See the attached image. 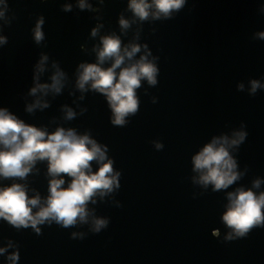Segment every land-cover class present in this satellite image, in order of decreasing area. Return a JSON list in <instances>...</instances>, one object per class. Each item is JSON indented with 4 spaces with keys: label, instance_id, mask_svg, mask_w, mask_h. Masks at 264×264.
Segmentation results:
<instances>
[{
    "label": "water",
    "instance_id": "95a60500",
    "mask_svg": "<svg viewBox=\"0 0 264 264\" xmlns=\"http://www.w3.org/2000/svg\"><path fill=\"white\" fill-rule=\"evenodd\" d=\"M87 3L91 8L81 10L79 0H5L0 108L48 133L74 129L107 146L114 170L121 173L120 188L103 197L98 194L88 209L109 224L93 234L90 224L65 229L46 222L38 234L0 218V248L6 249L0 264H12L9 257L17 252L16 264H264V228L225 241L230 229L222 220L228 192L240 187L257 195L264 192V87L250 94L251 80L264 85V40L255 36L264 32V0H186L172 18L150 15L144 21L128 7L130 0ZM65 4H71L72 11H63ZM121 16L130 22L126 30ZM40 17L44 40L37 44L33 29ZM94 28L98 32L93 37ZM111 35L120 37L122 47L142 46L131 62L150 52L149 60L155 58L159 69L155 86L141 81L138 112L126 117L123 127L111 123L104 94L90 83L88 91L77 87L79 65L97 63L101 38ZM42 55L49 59L39 82L52 83L55 62L66 74L60 94L30 95ZM37 98L49 106L27 112ZM65 106L76 113L74 119H65ZM242 125L248 133L245 142L229 149L240 179L220 191L194 183L199 173L193 171L192 157L214 137L231 138ZM153 141L163 148L156 150ZM99 167L92 162L93 172ZM62 177L66 188L72 177ZM51 179L48 161L38 160L23 180L0 177V187L24 184L29 198L39 194L44 203ZM256 180L261 181L259 188L253 187ZM38 210L33 208L34 213ZM216 230L218 237L213 235Z\"/></svg>",
    "mask_w": 264,
    "mask_h": 264
},
{
    "label": "clouds",
    "instance_id": "9594fccd",
    "mask_svg": "<svg viewBox=\"0 0 264 264\" xmlns=\"http://www.w3.org/2000/svg\"><path fill=\"white\" fill-rule=\"evenodd\" d=\"M186 4V0H130L129 8L141 21L147 20L151 15L154 19L172 18L174 12H179ZM0 19L6 16L5 0H0ZM78 7L90 9L87 0H79ZM154 9V11H153ZM63 11H72L71 4H65ZM264 12V6L260 9ZM121 28L126 30L130 22L121 16ZM44 18L40 17L36 23L34 39L37 44L44 40L42 25ZM98 28L92 30V36H96ZM264 40V32L255 34ZM102 47L97 49V63H82L78 69L77 87L81 91L91 89L104 94L112 111L111 123L114 126H125L126 117L135 115L139 109V99L136 90L141 87V81L147 80L150 86H155L159 69L153 60H149L150 52L142 55L139 60L133 61L137 53L141 52V45L132 43L127 46L121 44L119 36H104ZM7 37L0 36V44H6ZM146 49L147 45H143ZM49 57L42 55L36 65V84L31 88L30 95L38 93L47 95L49 91L60 94L64 87L66 74L58 64L53 63L55 68L51 76V84L40 83V74L45 71V65ZM130 63L126 64L125 62ZM107 61H112L110 67H102ZM122 65H125L122 67ZM117 69H120L117 72ZM250 94L255 95L257 89L264 87L259 80L250 81ZM239 90H244V84L238 85ZM46 101L37 98L29 104L26 111L32 113L35 109L47 108ZM65 119L72 120L76 113L65 106ZM234 131L232 137L227 135L214 137L211 143L192 157L193 171L199 173L194 177L196 184L207 188L213 185V191L228 189L238 179L241 173L237 171L236 159L230 154V148L239 147L245 142L248 133L243 130ZM156 150H161L163 144L153 141ZM0 177L5 179H25L32 172L38 160L48 161V174L53 177L49 184V195L46 202L42 203L39 194L29 198L27 186L13 183L8 187H0V218L10 225L20 228H29L40 233L39 225L46 222H55L62 228H70L79 224H90L89 230L93 234H99L108 227L106 218L96 217L94 212L88 209L89 202L98 194L103 197L120 188L121 173L113 168V160L108 158L107 146H102L92 139L90 135H78L74 129L57 128L53 133H48L42 128L26 124L22 119L12 114L7 108H0ZM100 164L98 171H92V162ZM62 174L72 177L68 186ZM260 180L253 183V187L259 188ZM227 211L222 220L230 231L224 237L225 241L237 238H247L254 228H264V192L257 195L251 188L245 190L237 188L227 193ZM33 208L39 210L35 213ZM91 217V220H90ZM72 234V238L77 237ZM83 238V234H79ZM219 236V230L213 232ZM12 245L10 244L9 247ZM6 251L0 248V254ZM12 264L19 260V253L9 257Z\"/></svg>",
    "mask_w": 264,
    "mask_h": 264
}]
</instances>
